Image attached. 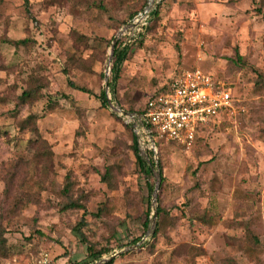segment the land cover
I'll use <instances>...</instances> for the list:
<instances>
[{
  "label": "rangeland",
  "instance_id": "374dc122",
  "mask_svg": "<svg viewBox=\"0 0 264 264\" xmlns=\"http://www.w3.org/2000/svg\"><path fill=\"white\" fill-rule=\"evenodd\" d=\"M145 1L0 0V264L41 251L55 264H264V0H158L145 32L121 35ZM116 36L131 41L113 90ZM194 67L232 87L236 111L190 148L155 151L139 131L141 169L118 108Z\"/></svg>",
  "mask_w": 264,
  "mask_h": 264
},
{
  "label": "built area",
  "instance_id": "2783aa9c",
  "mask_svg": "<svg viewBox=\"0 0 264 264\" xmlns=\"http://www.w3.org/2000/svg\"><path fill=\"white\" fill-rule=\"evenodd\" d=\"M158 0H149L122 30L131 27L136 34L143 33L149 25L151 12ZM132 36V35H131ZM135 36V35H134ZM131 40H125L122 46ZM236 111L232 87L212 73L194 67L177 72L151 95L141 109L130 112L128 123L152 140H168L183 147H193L203 129L216 123L227 114ZM129 112V111H128ZM152 143V142H151ZM151 148L157 149L151 145ZM1 264H55L47 251H41L30 259L9 257Z\"/></svg>",
  "mask_w": 264,
  "mask_h": 264
},
{
  "label": "trees",
  "instance_id": "16d2710c",
  "mask_svg": "<svg viewBox=\"0 0 264 264\" xmlns=\"http://www.w3.org/2000/svg\"><path fill=\"white\" fill-rule=\"evenodd\" d=\"M149 0H146L145 3L142 5V7H140L138 10H136L130 17L129 19H127L126 23H128L138 12H140L141 10H143L145 8V6L148 4ZM160 3L157 4V6L152 10L151 12V17H150V22L154 17H158L159 13H160ZM149 22V24H150ZM149 27V25L146 27L145 31L147 30V28ZM144 31V32H145ZM27 42V39H22V40H18L16 43H25ZM124 40H118L117 44L115 45V50H114V60H113V65H112V81L109 83V85L113 88V90L116 89V82L118 81V79L120 78V74H121V66L124 63V61L127 59V55H128V44L125 46H122ZM257 83L259 84H264V74H261L260 76H258L257 78ZM71 84H73L71 82ZM82 91L85 92H89L90 91L88 89H85L83 87L79 88ZM28 92L25 91L24 95H26ZM100 98L103 102L104 105L108 104V97H107V93L106 91H102ZM135 110H130L129 112H133ZM128 126L130 125L129 123L127 124ZM131 126V125H130ZM133 147H134V152L136 154L137 157V161L139 166L141 167V169L145 170V168L147 167L145 160L143 158V156L140 153V147H139V141H138V135L134 132L133 128ZM150 153H153L152 150H149ZM159 166L161 168V174H162V165L161 162H159ZM72 182L70 181V178H67L66 181V187H65V192L68 194L71 190H72ZM66 205V204H65ZM64 205V206H65ZM75 206H82V205H77V203H75L71 198H69V201L66 205V207H75ZM165 212V209L162 207H158V215L160 216L162 213ZM89 213V210L84 208V215L81 217L80 220V226L82 225H86L88 224V221L86 220V215ZM150 208L148 209V213H147V217L144 221V225L146 227L149 226V223L151 221L150 217ZM160 229V223H158L157 227H156V231L153 235V237H155L157 235V233L159 232ZM78 232L83 235V237H85L84 233L82 232L80 227H77ZM141 240V237H137L133 240L134 243L138 242ZM123 247L125 245H122ZM121 246V247H122ZM0 249H6L7 250V238L4 237L3 234H0ZM89 256H93V259L91 262L96 261L98 259H101L103 256V252L102 251H98V252H91ZM90 262H86V264H89Z\"/></svg>",
  "mask_w": 264,
  "mask_h": 264
},
{
  "label": "water",
  "instance_id": "95a60500",
  "mask_svg": "<svg viewBox=\"0 0 264 264\" xmlns=\"http://www.w3.org/2000/svg\"><path fill=\"white\" fill-rule=\"evenodd\" d=\"M151 1H152V0H151ZM120 34H122V30H121ZM120 34H119V36H120ZM119 36H116L115 39H114V43H113V45H112V53H111V54L114 53L115 45H116V43H117V40H118ZM106 83H107V87L109 88L108 80H106ZM106 93H107V91H106ZM107 97H108V102H109L110 104H112V102H111V100H110V97L108 96V93H107ZM118 109L121 110L122 112H124L125 114L131 115L130 112L125 111V110L121 109L120 107H119ZM151 142H152V146H153V147H156L155 141L152 140ZM154 150L156 151V149H154ZM157 165H159V162H158V161H157ZM157 175H158V182H157V185H156V188H155V191H154V195H153V207H154V213H153V215H154V218H153V221H152V228H151V231H154V229H155V227H156V223H157V217H158L157 192H158V190H159V186H160V183H161V172L159 171V172L157 173ZM91 264H99V263H96V262H95V263H91Z\"/></svg>",
  "mask_w": 264,
  "mask_h": 264
}]
</instances>
